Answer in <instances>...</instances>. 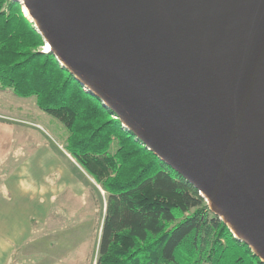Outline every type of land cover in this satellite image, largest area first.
<instances>
[{"label":"water","instance_id":"water-1","mask_svg":"<svg viewBox=\"0 0 264 264\" xmlns=\"http://www.w3.org/2000/svg\"><path fill=\"white\" fill-rule=\"evenodd\" d=\"M22 1L43 51L264 263V0Z\"/></svg>","mask_w":264,"mask_h":264},{"label":"trees","instance_id":"trees-1","mask_svg":"<svg viewBox=\"0 0 264 264\" xmlns=\"http://www.w3.org/2000/svg\"><path fill=\"white\" fill-rule=\"evenodd\" d=\"M44 44L21 2L0 0V88L62 121L66 149L105 192L96 264H264Z\"/></svg>","mask_w":264,"mask_h":264},{"label":"crops","instance_id":"crops-1","mask_svg":"<svg viewBox=\"0 0 264 264\" xmlns=\"http://www.w3.org/2000/svg\"><path fill=\"white\" fill-rule=\"evenodd\" d=\"M12 130L10 123L0 121L2 164L11 161L10 151L15 141ZM33 144L40 146L38 142ZM60 156H54L56 160H52V155L31 153L15 160L17 164L0 176V264H10L12 257L20 251L30 258H41L36 261L38 264L56 258H68L77 264L79 257L87 256L85 253H56L61 246L68 249L70 245L76 246V230H65L62 244L60 233L53 231L54 226L82 224L60 219L72 217L76 196L93 188L95 181L74 157L63 155L68 162L64 165ZM48 158L56 162L59 159L61 164L46 166L44 163ZM47 224L48 230L44 228Z\"/></svg>","mask_w":264,"mask_h":264},{"label":"rangeland","instance_id":"rangeland-1","mask_svg":"<svg viewBox=\"0 0 264 264\" xmlns=\"http://www.w3.org/2000/svg\"><path fill=\"white\" fill-rule=\"evenodd\" d=\"M0 114L3 115L0 117V121L12 125L15 139L10 151L11 155L9 159L11 161L3 164L0 162V176L7 174L8 170L17 164L15 160L22 159L36 152L52 155V160H56L54 156L61 155L62 164H68L67 159L62 157L63 155L72 156L66 149L68 129L57 117L42 110L37 105L34 95L21 97L14 94L11 90H2L0 88ZM37 142L40 144L39 147L34 144L31 145L32 143L37 144ZM52 160L50 161L48 158L44 164L46 166L52 164L54 167L57 166L56 164H61L59 159L57 162ZM95 182H93V188H89L86 192L83 191V193L80 192L76 196V201L73 202L75 211H71L72 217L60 219V221H67L68 219L82 224H59L55 225L53 230L60 233V243L62 244V234H64L65 230H76V246L72 248L74 245H70L69 249L68 247L61 246L56 253H85L87 256L82 259L79 257L77 264H96L98 256V242L106 210V197L100 184ZM44 228L48 230L50 226L47 224ZM23 252L16 253L12 257L10 264H38L36 261L41 259L37 257L30 258V256ZM67 259L56 258L54 261L51 258L50 260L53 261L49 263L40 262L39 264H74Z\"/></svg>","mask_w":264,"mask_h":264},{"label":"bare ground","instance_id":"bare-ground-1","mask_svg":"<svg viewBox=\"0 0 264 264\" xmlns=\"http://www.w3.org/2000/svg\"><path fill=\"white\" fill-rule=\"evenodd\" d=\"M22 2H23L22 3L23 4L22 9H23L24 13L31 18V15H30V12H29V9H28L27 5L25 4L24 1H22ZM45 49L46 50H49V45L48 44L46 45V48Z\"/></svg>","mask_w":264,"mask_h":264}]
</instances>
